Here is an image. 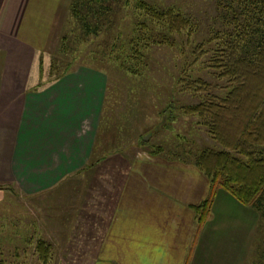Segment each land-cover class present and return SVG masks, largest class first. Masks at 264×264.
<instances>
[{"label":"crops","instance_id":"crops-1","mask_svg":"<svg viewBox=\"0 0 264 264\" xmlns=\"http://www.w3.org/2000/svg\"><path fill=\"white\" fill-rule=\"evenodd\" d=\"M70 4L0 0V202L14 192H57V227L73 222L75 237L95 246L91 264H218L205 247L211 217L198 224L196 207L212 186L196 162L113 145L102 153L108 76L85 65L59 78L41 72L39 58L56 49ZM25 224L28 243L37 230ZM18 226L14 244L23 243ZM60 236L65 244L67 233Z\"/></svg>","mask_w":264,"mask_h":264},{"label":"rangeland","instance_id":"rangeland-1","mask_svg":"<svg viewBox=\"0 0 264 264\" xmlns=\"http://www.w3.org/2000/svg\"><path fill=\"white\" fill-rule=\"evenodd\" d=\"M226 1L103 0L95 3L93 0L87 6L92 8L87 16L91 33H85L82 24L69 11L56 49L39 58L40 70L47 77H56L66 68L70 71L85 65L108 76L105 113L98 139L102 153L113 145L114 150H125L130 155L139 152L148 156L156 152L196 162L203 151L220 147L201 118L185 111L206 94L184 89L188 80L200 78L212 85V93L219 96L226 93V82L213 76L207 68L209 54L194 55L195 48L202 43L206 44L205 48H212L208 41L217 31L229 28L223 22L226 10L222 5ZM140 2L159 11L172 9L181 13L193 21L197 32L189 41L184 36L173 35L169 44L154 43L167 30L154 24L138 8ZM142 23H146L148 30L140 28ZM143 35L147 40L150 38V45L147 40L140 43L141 52L136 56L132 42ZM64 36L68 39L62 42ZM217 191L208 217L211 222L205 236L206 249L217 258L218 264H264L263 214L242 205L221 188ZM63 197L64 203L74 204L73 197ZM57 203V192L41 197L7 194L0 202V260L5 264H41L36 248L44 239L52 246L49 264H91L89 254L95 246L75 237L78 230L74 229L73 222L67 229L57 227ZM48 217L50 221L45 222L43 230L41 223ZM29 219L37 231L36 239L27 243L25 223ZM16 222L24 236L22 244H14ZM59 232L67 233L65 244Z\"/></svg>","mask_w":264,"mask_h":264},{"label":"trees","instance_id":"trees-1","mask_svg":"<svg viewBox=\"0 0 264 264\" xmlns=\"http://www.w3.org/2000/svg\"><path fill=\"white\" fill-rule=\"evenodd\" d=\"M83 1L73 0L70 11L89 34L91 25L87 16L92 8L87 6L93 0ZM94 1L101 3L103 0ZM138 8L154 24L167 30L159 41L153 40L156 44H169L173 35L184 36L189 41L197 32L190 18L172 9L159 11L142 2ZM222 8L226 10L223 22L229 28L217 31L208 41L212 48H205L206 44L202 43L195 48L194 55L209 54L207 68L213 76L226 82V93L223 96L212 93V85L200 78L188 80L184 89L206 94L199 103L184 109L201 118L220 147L203 151L196 161L212 186L210 198L196 207L200 227L210 215L219 188L264 216V0H227ZM139 26L148 30L146 23ZM67 39L64 36L61 41ZM147 39L143 35L133 40L132 51L136 56L141 52L140 43ZM147 43L150 45V38ZM68 71L66 68L56 77ZM51 247L43 240L37 243L41 264L50 263ZM0 264L5 262L0 260Z\"/></svg>","mask_w":264,"mask_h":264}]
</instances>
